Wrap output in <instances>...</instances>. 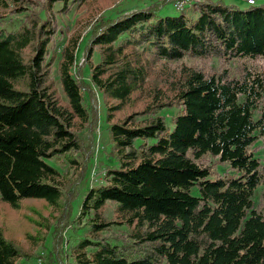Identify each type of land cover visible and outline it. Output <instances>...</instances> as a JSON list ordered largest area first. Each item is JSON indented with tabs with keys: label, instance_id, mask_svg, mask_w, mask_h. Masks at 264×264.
I'll use <instances>...</instances> for the list:
<instances>
[{
	"label": "trees",
	"instance_id": "1",
	"mask_svg": "<svg viewBox=\"0 0 264 264\" xmlns=\"http://www.w3.org/2000/svg\"><path fill=\"white\" fill-rule=\"evenodd\" d=\"M119 1L0 0V215L22 209L0 218V264L32 260L47 236L41 264H264L251 198L264 183L252 147L264 137V1L188 0L160 15L169 0H150L103 14ZM96 93L114 163L72 215ZM219 160L237 175L205 177ZM68 227L84 229L64 249Z\"/></svg>",
	"mask_w": 264,
	"mask_h": 264
},
{
	"label": "rangeland",
	"instance_id": "2",
	"mask_svg": "<svg viewBox=\"0 0 264 264\" xmlns=\"http://www.w3.org/2000/svg\"><path fill=\"white\" fill-rule=\"evenodd\" d=\"M150 0H120L116 5L110 7L109 9H106L103 14L105 16H113L116 15L117 13L120 12H125L128 11L132 8H135L137 6H142L148 3ZM255 2H261L264 0H254ZM237 4L240 6H245L247 5L246 0H237ZM4 9L3 6L0 5V11ZM178 12V9L174 8L171 5V2H164L160 5V7L157 9V14L164 15V14H176ZM186 13L190 14L191 16H195V13L191 12V10L188 8L186 10ZM6 18L3 19V23L5 26H14L16 25V17H14L12 21V25H9L8 22H6ZM1 25V24H0ZM84 43V38L79 44L78 50L76 52V62L79 63L81 60V49ZM217 64L216 59H212L211 61L208 62V65L210 67L215 68ZM236 62L230 61L228 63V68H231L234 70V67H236ZM83 69V76L85 79H87V68L86 65L82 66ZM97 96V110H98V122L95 128V132L93 135V155L89 161L88 164V169L86 171V174L84 178L78 183V188H77V193L75 198L72 200L71 205H72V215H74L77 211L78 205L85 193V189L89 185H93L96 182H100L102 179V174L104 171V166L105 165H110L114 163V160L110 158L106 151L108 148V137H109V132L107 129V123L105 120V108L101 103L99 95L96 93ZM264 104V101L262 102ZM174 111L173 107H165L162 108L159 113L164 115L165 122L168 124V126L171 127V121L169 120V115L171 112ZM253 149L255 156H257L260 160V162L264 165V137L258 136L255 138L253 142ZM237 171L235 168L231 167L228 163V161H216L212 164L211 167V172L208 173L205 177L210 178L214 177L216 175L219 176H235L237 175ZM189 193L192 195H198V185L195 183L190 186L189 188ZM251 198L253 201V207L260 211L262 214H264V183L261 182L256 185V187L253 189ZM113 208V203L110 201H107L105 203L104 207V214L109 217L111 215ZM22 209L17 211L16 213L11 212L9 216L6 215H0V218H6L8 221H14L15 218L19 217V212H21ZM18 215V216H17ZM21 217V216H20ZM84 228L81 227L74 231L71 227H68L65 229L63 232L64 237H66L65 243H64V249L67 248L68 244L74 243L77 238L79 237L80 233L82 232ZM111 229L115 232H122L124 230L123 225H114L111 227ZM17 239L20 238L19 234H16ZM50 237L47 236L45 245L43 248L37 249L38 255L30 261L22 262L21 264H38L36 262L37 259H39V264H41L42 261V256H44L45 252L48 250L50 246ZM62 264L65 263L64 258H62Z\"/></svg>",
	"mask_w": 264,
	"mask_h": 264
},
{
	"label": "built area",
	"instance_id": "3",
	"mask_svg": "<svg viewBox=\"0 0 264 264\" xmlns=\"http://www.w3.org/2000/svg\"><path fill=\"white\" fill-rule=\"evenodd\" d=\"M171 2V5L176 9H181L186 3H188V0H169ZM248 3H252L253 0H246ZM39 259L36 260V262L39 264Z\"/></svg>",
	"mask_w": 264,
	"mask_h": 264
},
{
	"label": "crops",
	"instance_id": "4",
	"mask_svg": "<svg viewBox=\"0 0 264 264\" xmlns=\"http://www.w3.org/2000/svg\"><path fill=\"white\" fill-rule=\"evenodd\" d=\"M224 2H231V3H236L237 4V0H223Z\"/></svg>",
	"mask_w": 264,
	"mask_h": 264
}]
</instances>
